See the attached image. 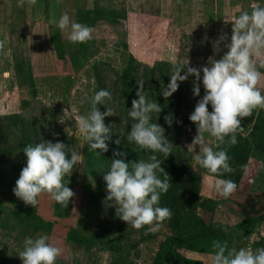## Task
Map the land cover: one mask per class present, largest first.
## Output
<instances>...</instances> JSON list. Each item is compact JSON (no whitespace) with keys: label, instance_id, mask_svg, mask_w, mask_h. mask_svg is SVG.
Masks as SVG:
<instances>
[{"label":"rangeland","instance_id":"obj_1","mask_svg":"<svg viewBox=\"0 0 264 264\" xmlns=\"http://www.w3.org/2000/svg\"><path fill=\"white\" fill-rule=\"evenodd\" d=\"M75 1L82 12L96 6V0ZM111 1L102 0V5L119 7V12L104 11L97 19L92 17L94 22L88 26L94 29L93 39L81 48L51 23L58 20L56 14L61 16L62 1L0 0V24L7 29L6 41L0 42V116L18 113L27 124L0 119L3 146L12 152L8 161L0 163V264H22L18 254L24 238L39 234H48L61 248L57 264H176L168 253L159 255L162 246L169 239L186 235L197 216L211 224V230L175 249L192 264H211L212 242L217 240L227 241L229 249L264 248V200L256 199L255 209L263 207L260 212L248 210V195L259 191L264 178V109L241 118L243 132L237 134L238 142L230 145L235 153L227 150L234 171L224 178L234 180L237 190L225 199L213 191L212 174L194 162L188 146L197 134L189 115L204 95L202 84L200 96L194 97V77L189 76L178 82V90L170 97L161 95L174 69L187 60V66L200 68L207 65L209 57L219 59L227 51L223 44L230 42L235 17L241 10L264 6V0ZM63 3L66 5V0ZM124 12H128L127 21H123ZM38 14L43 18L38 19ZM113 17H119V22L107 21ZM221 34L227 36L221 51L214 55L212 43ZM58 35L59 40L53 38ZM253 60L264 73V52L254 54ZM124 69H129L126 80L120 78ZM141 81L147 99L156 100L162 107L159 114L152 113L153 122L162 124L159 119L171 106L187 117L186 123L179 125L178 136L173 135L172 142L176 143L172 152L175 156L177 151L198 176L181 204L171 206L160 198V206L171 209L172 217L157 232L147 231L148 226L140 230L128 226L116 215L115 207L107 206L111 202L102 203L106 196L103 163L111 164L114 151L125 153L126 162L134 157L147 160L151 155L149 150L127 142L125 136L134 123L128 112ZM260 87L264 93V80ZM100 89L110 91L112 98L105 105L98 103L97 108L101 112L110 108L113 115L104 118L105 125L110 126L108 151L97 155L79 135L75 119L66 120L63 112L76 105L86 115ZM208 110H212L211 105ZM21 127L27 129L34 145L42 139L58 140L82 154V162L68 178L67 186L74 196L67 207L46 193L41 194L35 208L14 195L26 160L23 149L16 146ZM205 136L214 146L215 138ZM118 138L120 143L115 144ZM198 150L196 146L194 151Z\"/></svg>","mask_w":264,"mask_h":264},{"label":"clouds","instance_id":"obj_2","mask_svg":"<svg viewBox=\"0 0 264 264\" xmlns=\"http://www.w3.org/2000/svg\"><path fill=\"white\" fill-rule=\"evenodd\" d=\"M35 2L32 0V3ZM51 23L67 34L70 43H86L93 39L94 29L74 22L67 12ZM226 36L221 34L212 43L214 55L221 51ZM223 47L227 51L219 59L209 57L206 66H187V60L176 67L161 95L170 97L178 90V82L187 80L189 76L194 77V97L200 96L202 84L204 95L189 115V120L195 123L197 134L188 146L194 162L212 174L213 191L227 199L237 190V184L232 179L224 178V174L232 173L234 169L227 149L220 145H235L238 142L237 134L243 132L241 118L251 116L254 110L264 109V93L260 87L264 73L258 70L253 60L254 54L259 56L264 52V6L257 4L251 11L241 10L232 22L230 42L223 44ZM137 84V98L132 100L128 112L134 123L125 136L127 142L149 150L151 155L147 160L126 162L123 159L125 153L114 151L110 167L103 177L106 196L102 203L111 202L107 206L115 207L116 215L128 226L137 230L148 226L147 231L157 232L164 221L171 219L172 211L160 206V197L168 191L170 183L160 166L162 160L156 154L168 157L174 144L166 139L164 128L152 121V113L159 114L161 105L156 100L147 99L143 81ZM111 98L110 91L100 89L92 97V107L86 115L81 114L76 105L63 112L66 120L75 119L79 135L97 155L108 151L106 141L110 139V126L105 125L104 118L113 115L110 108L99 111L97 104L105 105L106 100L110 101ZM208 105H211V111ZM164 120L171 126L172 114L166 115ZM205 134L215 138L214 146L206 142ZM113 142L119 144L120 140L118 138ZM196 146L198 152L194 151ZM23 153L25 166L15 182L14 195L35 208L40 203L41 194L46 193L53 201L67 207L74 196L73 190L67 186L70 182L68 178L82 162V154L61 141L43 139L35 145L24 146ZM158 172L164 174V179L157 175ZM212 248L211 264H264V248L229 249L227 241L219 240L212 242ZM61 252L48 234H39L24 238L23 249L18 256L22 264H57Z\"/></svg>","mask_w":264,"mask_h":264},{"label":"trees","instance_id":"obj_3","mask_svg":"<svg viewBox=\"0 0 264 264\" xmlns=\"http://www.w3.org/2000/svg\"><path fill=\"white\" fill-rule=\"evenodd\" d=\"M104 11H108V10L100 9L97 6H95L91 11L88 10L87 12H82L84 14L83 15L80 14L78 16L79 17L78 23L91 25L94 22V19H92V17H95L97 19L98 18L97 16H100V14L102 16L103 13L101 12ZM111 12H113L114 14L118 13L115 11H111ZM118 20L119 17H113V20L107 19V21L112 22L114 24L118 23L119 22ZM53 38L59 40V35ZM78 44L79 46L81 45V48H85V46H88V44L86 43H78ZM57 45L58 44H56L55 46ZM128 56L131 59H135L131 54H129ZM128 73H129V69H124L120 75V78L126 80ZM176 100L177 97L175 101ZM168 114H172L173 116V122L171 126H168L164 120V117ZM0 119H2L4 122L18 121L17 123L20 125H24L25 123V121L22 120V118L18 115V113H12L9 115L0 116ZM186 120L187 117L183 115L182 112H180V110L178 109L175 110L173 106L166 108L164 110V113H162L161 115V119H159V121L162 123L160 124V126L164 128V135L166 139L172 142L174 140L173 135H175V137L178 136V131L180 128L179 125L186 123ZM26 125L27 124L25 123V126ZM21 129H23V131L22 133L18 134L19 136H18V140H16L17 142L16 146L18 148L24 149V146L32 144V141L28 136L29 133L27 129L23 127H21ZM1 131L2 130L0 129V163L8 161L12 154L10 150L8 152V149H6V147L3 146V138H2L3 133ZM172 143L175 144L176 140ZM32 145H34V143ZM254 146H258V145H254ZM223 147H226L227 150L231 151V147L227 143L224 146H222V148ZM231 152L235 153V149ZM177 153L178 152L176 151L175 153L176 155L174 156V153L172 152V154H170L168 157H165L163 154L160 153L156 154L158 159L162 160L160 166L161 168L164 169V172L168 175L169 183H170V187L168 191L162 194L160 198H162L164 202H168V204L171 203L172 204L171 206H176L177 204H181L182 202H184L186 200V192L192 190L194 188L193 183L198 180V176L195 175L194 172L190 171L189 164L188 163L184 164L182 161L183 159L179 157L180 155H177ZM106 160L110 161V157L107 156ZM144 160H146V157H144ZM134 161H139V158L134 157L130 160V162H134ZM103 165H104L103 173L106 174L107 168L110 167V163L104 162ZM157 175L161 179H164L163 173L158 172ZM258 190H259L258 192L252 195L251 194L248 195V205H249L248 210H250L251 213H258L260 212V210H263V207H258V209L255 208L258 202L256 200L257 198H262L264 200V178ZM13 214H15L16 216L24 215L21 212H13ZM245 214H248V212H245ZM211 228H212L211 224L206 223L204 219L198 216L195 217L186 235H184L181 238H177L175 240H170V239L167 240L163 244L162 252L159 255H163V253H168L176 264H192V261L188 259H184L180 254L176 253L175 249L188 245L192 240L197 239L198 237L206 236L207 233L211 230Z\"/></svg>","mask_w":264,"mask_h":264},{"label":"crops","instance_id":"obj_4","mask_svg":"<svg viewBox=\"0 0 264 264\" xmlns=\"http://www.w3.org/2000/svg\"><path fill=\"white\" fill-rule=\"evenodd\" d=\"M62 1L61 3V8L60 11L62 13L67 12L70 17L73 19L74 22H78L79 21V15L82 14V10L81 7L79 5H77V2L75 0H66V5L65 3H63L64 0H60ZM116 1V0H114ZM113 3V0L111 1ZM95 5L100 8V9H104V10H108V11H115V12H119V7H111V8H106L102 5V0H96ZM92 7H90L89 9H91ZM93 9V8H92ZM124 11V10H123ZM60 17V14H56L55 18H58V16ZM51 16V14H50ZM124 20L123 21H127L128 19V12H124ZM39 17L43 18V15L38 14L37 18L39 19ZM7 29L4 23L0 24V42H5L6 38H7Z\"/></svg>","mask_w":264,"mask_h":264}]
</instances>
